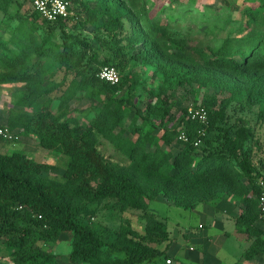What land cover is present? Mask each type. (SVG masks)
<instances>
[{
  "label": "rangeland",
  "instance_id": "374dc122",
  "mask_svg": "<svg viewBox=\"0 0 264 264\" xmlns=\"http://www.w3.org/2000/svg\"><path fill=\"white\" fill-rule=\"evenodd\" d=\"M71 2L73 18L61 27H53L35 19L28 4L0 0V38L6 50L24 49L29 63H33L35 46L54 45L60 49L66 44L75 56L76 68L71 71L47 58L42 61L41 79L59 84L41 99H52L53 115L63 112L60 121L67 119L70 128L93 130L100 125L105 136L97 139L98 152L114 170L129 167L131 161L126 151L134 149L145 164L158 163L159 174L170 176L175 172L174 156L182 146L174 133L183 128L182 120L188 109L206 105L210 116L208 134L190 156V164L195 165L202 155L219 149L226 134L257 174L251 178L243 174L231 190L237 194L220 192L213 201L195 203L193 210L177 207L170 196L162 193L150 200L146 198L144 210L123 211L114 199L95 203L74 200L71 205L80 213L78 221L88 224L105 243H114L123 226L135 231L137 237L133 240L137 247L153 252V258L141 264H166V259H171V264H180L182 259L178 257L186 250L183 248L191 247L202 253L205 246L201 244L204 247L199 250L190 241L206 235L216 238L213 247L225 257L224 264H230L231 258L243 250L240 247L243 237L233 235L232 220L217 215L222 213L234 219L245 211L242 192H247L249 200L255 202L258 192L264 189V68L256 60L257 56L264 58V3L258 0ZM108 9L116 11L120 26L109 27ZM75 37L85 41L90 50H85ZM93 53L96 63L108 61L118 69L120 80L115 91L88 90L61 111L57 98L67 86L79 82ZM78 55L81 58L77 59ZM222 58L231 63L220 62ZM0 73H4L1 68ZM24 91L23 83L0 86V127L11 133L10 139H0V157L22 156L32 166L45 168L41 177L64 182L68 156L57 148H45L38 137L23 128L11 126L17 118L28 117L39 108L26 106L21 100ZM138 135L143 142L139 148H133ZM165 139L174 142L166 145ZM240 159L230 165L236 174L243 173L238 165ZM157 176L143 175L147 190L153 187L147 181H154ZM211 183L219 185L220 180L213 179ZM206 191L199 188L192 193H176L185 202L200 197L194 193ZM203 205L211 208L206 210L208 218L200 221L204 216L201 211H205ZM14 206L21 215L27 214L25 208ZM223 237L227 239L223 241ZM38 245L51 264H73L71 232L60 233L55 241ZM101 253L106 264L125 259L123 253L110 247H103ZM0 264H17L4 240L0 241ZM242 264H264V255Z\"/></svg>",
  "mask_w": 264,
  "mask_h": 264
},
{
  "label": "trees",
  "instance_id": "16d2710c",
  "mask_svg": "<svg viewBox=\"0 0 264 264\" xmlns=\"http://www.w3.org/2000/svg\"><path fill=\"white\" fill-rule=\"evenodd\" d=\"M3 1L24 3L20 0ZM258 1L264 3V0ZM70 3L72 16L67 19L53 23L47 22L33 10L32 16L35 19H41L46 25L61 27L74 16L71 0ZM108 10L109 27L120 26V18L116 11ZM74 40L85 50H90L85 41L76 37ZM33 52L35 61L29 63L27 51L25 52L24 49L19 52L8 51L0 38V68L4 71L0 73V86L23 83L25 91L21 100L27 107L33 105L39 107L32 115L17 118L15 122H11V126L21 127L26 133L35 135L45 148L59 149L68 156V161L65 180L58 182L41 177L40 172L45 168L32 166V163L22 156L0 157V241L4 240L11 247L17 264H51L50 258L42 251L38 243L53 242L63 232L72 233L70 260L73 264H106L102 259L103 247H110L125 255V259H117L107 264H141L153 258V252L141 251L137 247L138 244L133 240L137 237L135 231L123 226L114 243H105L88 224L78 221L80 213L71 205V202L78 200L95 203L114 199L123 211L144 210L146 198L150 200L162 193L170 196L177 207L193 210L195 203L213 201L220 192L228 191L230 194H237L231 190L234 183H239L244 175L250 178L257 176L255 170L239 155L236 144L230 141L226 134L223 135L219 149L208 152L205 156L202 155L200 160L192 166L189 162L190 156L205 141L209 129L206 125L200 145L194 147L193 142L198 138L196 132L201 126L190 121L186 116L182 120L181 126H184L180 130L185 132L188 141L182 142L177 139L180 130L174 133L177 143L182 146L174 156L175 172L172 175L159 174L158 163L145 164L144 160L135 154L134 149L126 151L127 158L131 161L129 167L114 170L98 152L97 139L99 136H105V131L100 125H95L93 130H81L77 126L70 128L67 119L60 121L63 112L56 115L51 113L52 99L48 97L46 101L41 100L59 87V84L46 83L41 79L43 59L47 58L52 64L71 71L76 68V63L73 62L75 56L70 46L62 44L59 49L54 45L49 48L40 45L35 46ZM242 56L245 55L242 54ZM79 58H81L80 55L77 59ZM256 60L264 68V58L257 56ZM95 61L96 57L93 53L83 69L84 75L79 82L67 86L57 98L61 111L67 108L72 99L79 98L88 90L97 88L104 92L115 91V86L119 82L110 85L100 80L97 75L105 66L114 67L117 72L118 69L111 62L105 61L100 65ZM220 62L231 63L225 58L220 59ZM200 106L207 112L208 123L210 119L208 108L206 105ZM136 130L138 133L141 132L139 128ZM142 142L143 139L138 135L133 148H139ZM173 142L171 139L164 140L166 145H171ZM239 158L241 159L238 165L243 173L236 174L231 171L230 165ZM141 168L145 170L140 171ZM152 173H156L158 178L147 181L148 186H153L147 190L143 185V175H152ZM213 179H219V185L210 184ZM199 188L207 190L204 193H194L199 194V198L195 197L185 202L178 199L176 192L186 194L187 191L194 192ZM149 190L152 192L149 193ZM242 194L245 211L233 220L236 233L244 237L248 246L243 250L236 264L252 262L255 258L264 255V228L258 225L257 196L255 202H252L246 196L247 192L243 191ZM14 205L25 208L28 211L27 214L21 215Z\"/></svg>",
  "mask_w": 264,
  "mask_h": 264
},
{
  "label": "built area",
  "instance_id": "2783aa9c",
  "mask_svg": "<svg viewBox=\"0 0 264 264\" xmlns=\"http://www.w3.org/2000/svg\"><path fill=\"white\" fill-rule=\"evenodd\" d=\"M28 4L33 11L38 13L42 20L47 22H56L64 20L72 16L70 11V0H20ZM98 78L110 85H115L119 82L118 72L114 67H102L98 72ZM186 118L190 121L198 123L201 127L197 129L198 138L193 142V146L197 147L201 143V137L205 134V127L207 125V112L199 106L187 110ZM177 139L182 142H187V135L183 130L178 132ZM11 138V133L6 127H0V139L8 140ZM257 208L259 211L258 225L264 228V189L257 195ZM166 264H171V259H167Z\"/></svg>",
  "mask_w": 264,
  "mask_h": 264
},
{
  "label": "crops",
  "instance_id": "0c3cea01",
  "mask_svg": "<svg viewBox=\"0 0 264 264\" xmlns=\"http://www.w3.org/2000/svg\"><path fill=\"white\" fill-rule=\"evenodd\" d=\"M204 208H205V211L202 210L201 213L202 215V218H200V221H204L208 218V210L207 208H211L210 205H203ZM218 218H224V219H227V220H232L233 222V225H234V220L232 218H227L225 217L224 215H222V213H219L217 215ZM237 217V216H234V218ZM221 225V224H220ZM234 236H242L241 234H238L236 233L235 231V226H234V232H233ZM243 237V236H242ZM207 238H210L209 240H207ZM199 239V240H197ZM225 237H223V241H224ZM227 239V238H226ZM225 239V240H226ZM193 241V242H192ZM198 241L200 242V244L198 243ZM243 242L244 243H241L240 247L241 249L243 248V250L248 246V243L244 240V237H243ZM191 245H195L198 247L199 250H202L200 246H203L205 249L202 250V253H198L197 250H193L191 247L188 248H183L186 249L183 251L182 255L180 257H178V259H182L181 262L182 263H185V264H224V261H225V257L221 254L220 252L215 249L214 247V244L216 243V238H212L211 236H207L206 237H194L193 239H191L190 241ZM203 244V245H201ZM199 245V246H198ZM214 246V247H213ZM243 250L240 252H238L237 254H235L231 259L232 261L230 262V264H235L239 261L240 259V256H241V253L243 252ZM229 259V258H227ZM244 263H248V262H244Z\"/></svg>",
  "mask_w": 264,
  "mask_h": 264
}]
</instances>
